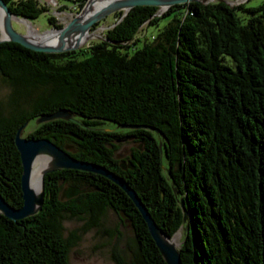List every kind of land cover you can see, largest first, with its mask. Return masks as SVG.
<instances>
[{"label": "trees", "instance_id": "16d2710c", "mask_svg": "<svg viewBox=\"0 0 264 264\" xmlns=\"http://www.w3.org/2000/svg\"><path fill=\"white\" fill-rule=\"evenodd\" d=\"M3 1L29 21L48 12L36 0ZM86 2L73 0L77 10ZM236 9L249 14L246 22ZM158 11L142 6L124 17L115 13L103 40L76 51L44 54L0 42V82L11 91L8 109L0 103V195L13 208L22 206L16 131L67 110L76 122L52 120L27 138L69 147L75 159L118 175L168 236L182 222L173 180L190 220L181 264H264V3L246 9L193 2ZM165 17L150 41L136 37ZM48 22L62 28L53 16ZM106 124L152 127L163 146L147 129L116 133L104 131ZM126 137L139 147L123 169L116 153ZM64 187L88 191L60 200ZM109 208L134 231L128 252H113V263L165 264L128 196L106 178L76 170L45 175L36 215L12 221L0 214V264H70L81 235L99 229ZM65 219L83 227L66 236Z\"/></svg>", "mask_w": 264, "mask_h": 264}, {"label": "water", "instance_id": "95a60500", "mask_svg": "<svg viewBox=\"0 0 264 264\" xmlns=\"http://www.w3.org/2000/svg\"><path fill=\"white\" fill-rule=\"evenodd\" d=\"M91 1L92 0H87L85 5L79 10L73 19L62 26L61 29L51 28L42 35L35 36L32 35L28 30L26 33L21 34L13 29L12 23L15 21L28 23H30V21L26 18H19L14 15L9 10L7 4L3 0H0V42L16 43L34 52H40L44 54H59L68 51H76L83 48V43L86 41L85 37L88 35L90 29L99 21L114 13L123 12L122 17H124L131 9L135 7H156L163 13L175 5L193 2L202 4H208L214 1L227 2L226 0H108L95 10L89 12L88 8ZM227 3L230 5L229 2ZM56 119H61L68 122H76L70 112L61 109L51 115H43L32 121L29 120L16 131L14 144L19 153L22 168L20 178L22 206L17 209L13 208L0 195V214L9 220L17 221L39 213L42 210L44 202V177L47 174L57 170H76L97 174L118 186L132 201L133 205L141 215V218L145 222L147 230L165 264H181L179 250L181 249V245L184 242V238L189 232L190 220L184 200L180 196L179 188L174 184V181L171 180L170 184L182 211V222L176 233H174L172 236H168L156 224L145 205L137 196L136 192L118 175L109 171L103 166L75 159L68 153L71 150L69 147L62 149L53 144L48 139L35 140L27 138L29 132L25 134L24 129L29 124L32 123L34 125L31 129L32 131L40 124ZM117 127L119 129L125 130L147 129L156 134V138L159 140V149H161L163 146L162 142H160L162 133L157 129L140 125L130 126L122 124L118 125ZM103 130L110 132L108 129ZM37 159H43L44 164L39 167L40 169L37 172L36 180H33V168ZM122 168H126L124 164L122 165ZM164 172L167 173L168 177L170 178V171L165 168ZM87 191L88 189L85 190L75 187H67L62 190L60 200H69ZM181 230L183 231L182 241L179 243H174L172 241L173 236H175Z\"/></svg>", "mask_w": 264, "mask_h": 264}, {"label": "rangeland", "instance_id": "374dc122", "mask_svg": "<svg viewBox=\"0 0 264 264\" xmlns=\"http://www.w3.org/2000/svg\"><path fill=\"white\" fill-rule=\"evenodd\" d=\"M40 5L45 6L48 9L47 13L41 14L36 19L31 20L29 25L33 28L32 35L40 36L47 30L54 28L48 22V17L53 16L56 24L64 26L70 22L73 17L79 12L73 3V0H36ZM215 2V1H214ZM231 5L242 4L244 8H255L264 3V0H227ZM62 7L61 9H59ZM235 13L242 19L243 22L249 18V14L236 9ZM115 14V13H114ZM114 14H111L97 24H95L88 32V38L83 43L82 47H87L92 43H96L104 39L107 29L117 21ZM158 14L161 15L162 11L159 10ZM169 18L165 17L158 21L157 25H144L137 34V38L144 37L145 40H151L168 22ZM28 23V22H27ZM13 29L17 32L24 34L28 30L22 22H13ZM96 27V28H95ZM95 28V29H94ZM141 46V44H139ZM137 46V47H139ZM225 63L232 65L231 60L225 56ZM10 88L8 85L0 82V103L5 110L8 109ZM33 124H29L24 132L27 134L33 128ZM110 132L121 133L124 131L118 129L113 125H104ZM120 148L116 153V158L123 161L121 164L126 163V158L129 157L130 150L134 147H139L138 143L133 141L132 137H126L119 143ZM67 188V187H64ZM65 229V235L70 232L80 230L83 225L75 219H65L63 222ZM115 230L120 233L118 239L111 237V233L115 235ZM179 242L183 239V231L177 233ZM134 238V231L131 222L125 218L122 214L115 213L112 209H108L105 215L102 217L101 226L99 229H92L81 235L80 240L70 252V264H114L112 261V253L121 251L128 252L129 242Z\"/></svg>", "mask_w": 264, "mask_h": 264}, {"label": "bare ground", "instance_id": "6f19581e", "mask_svg": "<svg viewBox=\"0 0 264 264\" xmlns=\"http://www.w3.org/2000/svg\"><path fill=\"white\" fill-rule=\"evenodd\" d=\"M107 1L108 0H92L90 2L89 8H88L89 12L95 10L96 8H98L99 6H101L102 4H104ZM0 23H1V15H0ZM22 23L24 24V26L27 27V29H28L29 32H32L33 33V28L29 25V23H27V22H22ZM86 38H88V35L85 37V40H86ZM43 162H44L43 159H37L36 160V162L34 164V168H33V173H34L33 180H36L37 172L40 169L39 167H41V165L44 164ZM172 241L174 243H179V237H178L177 234L175 236H173Z\"/></svg>", "mask_w": 264, "mask_h": 264}]
</instances>
